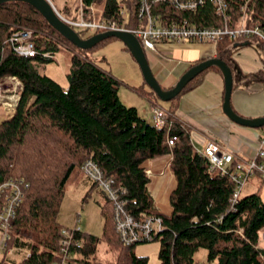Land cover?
Masks as SVG:
<instances>
[{"label": "trees", "instance_id": "1", "mask_svg": "<svg viewBox=\"0 0 264 264\" xmlns=\"http://www.w3.org/2000/svg\"><path fill=\"white\" fill-rule=\"evenodd\" d=\"M227 2L231 26L245 19L249 26H259L264 32V0ZM114 5L115 0H108L106 8ZM73 6L59 10L64 15L71 14ZM185 15L208 26L224 21L216 15L210 0L196 13ZM21 28L34 31L38 49L34 57L19 55L6 43ZM79 32L83 38L90 36ZM115 39L118 38L104 40L89 50L81 49L32 5L22 1L0 5V83L9 76H17L23 83L15 113L0 121V184L10 179L29 183L12 223L8 246L31 253L22 259L5 256L1 262L54 264L60 258L62 231L69 227L58 220L63 199L68 187L81 177L90 180L82 166L91 159L105 178L112 180V186L123 191L127 212L137 220L151 214L162 217L163 229L154 239L160 242L161 264H200L197 254L202 249L207 251L209 262L264 264V247L259 245L264 229L261 195L241 196L233 204L236 182L228 175L210 171L208 159L192 142L191 129L175 115L174 108L168 109L166 125L159 128L141 116L136 107L121 101L122 81L90 55ZM246 39L259 41L249 36L238 41L224 38L217 44V58L232 69L234 87L264 81V71L240 74L235 66V44ZM62 50H68L71 58L68 87L44 70ZM210 69L221 71L217 66ZM204 72L191 80L183 92L198 83ZM130 88L153 105L158 103L156 94L144 86ZM180 95L170 102L173 104ZM168 154L172 155L177 186L170 196L173 211L165 215L155 208L143 163ZM91 182L87 196L98 188L105 197L101 204L104 229L101 236L82 228L78 231L82 245L75 249L77 263L97 264L99 245L104 242L112 257L110 264H148L147 256L136 253L139 244L122 241L116 229L113 201L97 183Z\"/></svg>", "mask_w": 264, "mask_h": 264}, {"label": "built area", "instance_id": "2", "mask_svg": "<svg viewBox=\"0 0 264 264\" xmlns=\"http://www.w3.org/2000/svg\"><path fill=\"white\" fill-rule=\"evenodd\" d=\"M47 1L60 18L77 31L81 29L93 34L129 31L136 35L147 50H156L160 42L218 44L224 38L238 41L249 36H255L264 42L263 30L259 26H249L245 19L240 25L231 26L227 0H210L216 15L224 20L216 26L198 24L185 15L196 13L209 0H115L116 6L107 8L108 0H68L70 5L74 4L70 15L62 14L54 0ZM6 43L19 55L34 57L38 54L34 31L30 28L17 30L7 38ZM22 90L23 83L17 76H9L0 83V106L8 117L15 113ZM153 106V123L162 128L166 125L168 110L159 103ZM198 152L208 159L212 173L228 175L236 182L233 204L240 199L243 187L251 177L259 175L264 183V128L259 149L249 160L237 159L232 151L215 142L208 143ZM82 170L113 201L116 229L122 241L128 245L153 242L157 233L163 229L162 217L151 214L137 220L125 210V202L121 197L123 191L112 186V180L105 178L103 171L93 160H87ZM28 187L29 183L15 179L0 184V252L3 257L23 258L31 255L21 248L8 246L12 223ZM80 230L81 227L77 225L63 229L60 258L54 264H78L75 249L82 245L77 238ZM0 264L6 263L0 260Z\"/></svg>", "mask_w": 264, "mask_h": 264}, {"label": "crops", "instance_id": "3", "mask_svg": "<svg viewBox=\"0 0 264 264\" xmlns=\"http://www.w3.org/2000/svg\"><path fill=\"white\" fill-rule=\"evenodd\" d=\"M237 43L239 45L233 52V58L240 74L248 75L264 71L262 41L246 39ZM145 50L154 74L165 88L173 87L195 64L217 57V44L211 43L160 42L156 50ZM132 83L135 86L141 84L140 87L144 86L146 90L151 91L144 77L143 80L139 77ZM119 96L123 103L136 107L141 116L153 123L154 106L150 100L130 89L128 85L120 87ZM224 100L223 73L209 68L200 76V81L183 92L173 104L170 101L166 104L158 103L167 110L175 109V115L191 129L192 142L197 151L204 149L208 143L215 142L232 151L237 159L249 160L259 149L264 126L254 128L234 122L223 110ZM231 104L233 109L245 118L264 117V81L254 80L234 87ZM171 161L172 155L168 154L143 163L149 177L147 186L155 208L165 215H170L173 211L170 196L177 186ZM263 185L261 177L254 175L244 185L241 196L259 193L264 201ZM263 244L264 229L260 232L259 242L261 247H264ZM159 252L160 242L159 246L155 244L136 247L138 255L148 257V264H161ZM18 258L22 259L21 256Z\"/></svg>", "mask_w": 264, "mask_h": 264}, {"label": "rangeland", "instance_id": "4", "mask_svg": "<svg viewBox=\"0 0 264 264\" xmlns=\"http://www.w3.org/2000/svg\"><path fill=\"white\" fill-rule=\"evenodd\" d=\"M54 1L60 10H63L62 8L66 5L70 6L68 0ZM78 30L81 32L83 31L81 29ZM92 34V32L86 31V35ZM90 55L101 68L110 71L116 78L121 80L123 83L121 86L128 85L130 88L131 85L135 86V84L132 83L135 79L140 77L143 80L138 63L120 39L111 40L103 45H100V47H97V49L90 53ZM70 66V53L68 50H62L56 55V59L54 61L46 64L44 70L48 75L52 76L63 86L67 87L69 85L68 73L70 72ZM140 85L136 84V87H140ZM158 102H161L162 104L167 103L159 99ZM7 117L8 116L4 113L2 106H0V121L5 120ZM80 179V181H77L68 187L63 199L58 220L67 227H73L76 219L78 218V214H80L79 224L81 228L91 234L101 236L104 229L101 204L104 203L105 197L98 188H95L91 195L87 196L93 183L83 177ZM262 187L264 190V185ZM155 244L159 246L158 241L141 243L138 246L145 247ZM2 256L3 253L0 252V260ZM197 259L200 260L201 264H218L217 262L208 261L207 251L205 249L199 251ZM111 260L112 257L106 250V245L104 242L101 243L99 245L96 258L97 264H110Z\"/></svg>", "mask_w": 264, "mask_h": 264}, {"label": "water", "instance_id": "5", "mask_svg": "<svg viewBox=\"0 0 264 264\" xmlns=\"http://www.w3.org/2000/svg\"><path fill=\"white\" fill-rule=\"evenodd\" d=\"M12 1L26 2L35 7L42 16L51 24L60 34L73 42L81 49H92L99 43L109 38L120 39L126 47L131 51L132 55L138 62L146 85L153 91L159 100L169 102L180 95L187 84L207 69L217 66L221 69L225 80V100L223 110L236 123L244 126L260 128L264 126V117L245 118L238 114L232 107L231 97L234 89V75L232 69L225 61L213 57L203 60L190 69H188L171 88H165L154 74L146 50L141 41L129 31H107L97 34H92L83 38L79 31L63 21L52 5L47 0H0V5ZM239 44L237 43L236 46Z\"/></svg>", "mask_w": 264, "mask_h": 264}]
</instances>
